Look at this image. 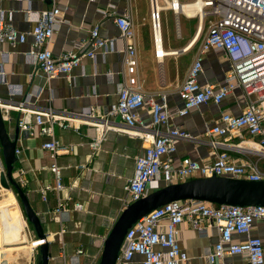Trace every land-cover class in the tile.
Instances as JSON below:
<instances>
[{"label":"built area","instance_id":"1","mask_svg":"<svg viewBox=\"0 0 264 264\" xmlns=\"http://www.w3.org/2000/svg\"><path fill=\"white\" fill-rule=\"evenodd\" d=\"M24 1L25 13L35 15L33 24L20 31L0 16V42L23 45L29 38L22 55L35 66L42 84L19 99L13 97L11 88L6 89L7 93L0 96V112L4 123L11 121V113L18 114L17 159L22 152V136L42 138L41 149L51 163L41 169L51 172L53 186L42 187L39 193L44 202L50 191L55 193L53 212L60 219L61 234L66 232L63 224L70 214L82 212L83 205L60 197L64 189L62 168L55 158L71 153L76 145H63L55 137V128L82 135L81 128L86 127L93 134L88 142L92 150H98L106 134L116 131L119 124L130 136L148 143L135 157L133 175L123 187L124 209L154 189L193 178L215 176L264 183V0H194L200 1L201 7L191 16L179 0H150L157 58L168 56L158 52L163 46L162 11L197 18L192 42L197 33L201 34L204 20H209L184 81L176 90L160 94L143 92L136 78V36L127 11L105 14L107 23L117 29L115 35L104 36L100 26H94L86 38L74 46H64L55 56L50 46L56 24L64 22V12L54 5L37 8L32 4L37 0ZM109 52L119 55V64L127 74L122 81L119 69L106 73L107 82L116 79V101L101 112L98 99L108 95L105 90L89 96L85 107L65 110L55 82L70 79L78 71L86 84L95 88L98 76H86L80 70L82 60L96 64ZM8 55L0 52L5 60ZM6 75L0 66V80L8 87ZM206 115L212 120H206ZM180 152L184 156L180 157ZM0 166L3 171L2 162ZM19 173L16 181L21 185L25 171ZM185 222L199 236L209 237L210 244L203 252L208 264H264V206H217L192 200L170 202L139 219L126 231L115 264H186L188 255L177 238ZM45 241L49 243L47 236L46 240L31 241L27 264H37L38 247ZM83 255L81 248L76 249L71 263L83 264ZM1 264L8 262L3 260Z\"/></svg>","mask_w":264,"mask_h":264},{"label":"crops","instance_id":"2","mask_svg":"<svg viewBox=\"0 0 264 264\" xmlns=\"http://www.w3.org/2000/svg\"><path fill=\"white\" fill-rule=\"evenodd\" d=\"M32 4L37 8H51L54 5L64 12L62 16L64 22L56 24L54 42L50 46L55 56L60 54L64 46H74L86 38L88 31L94 26H100L101 34L104 36L115 35L117 29L113 24L107 23L105 14L117 10L127 11L131 17L136 36L138 63L136 78L143 92L148 94H160L176 90L184 81L198 52L197 50L196 53H193L189 59L181 60L178 72L173 71L176 59L179 60L184 54L192 52V48L198 42L200 35L191 43L195 36L194 33L188 42L180 48H174L168 44L165 48L163 43L162 50L168 56L163 58L155 56L153 38H143L136 32L139 27V18H142L145 13V7L148 5L150 7V0H45L44 2L37 0ZM26 5L24 0H0V16L3 21L12 24L20 31H26L35 20V15L25 13ZM178 38L182 39V34ZM29 40L28 38L27 43L15 46L0 42V52L9 53L7 60L0 56V66L7 74L5 82L8 85L7 87L0 80V96H4L7 93L6 89L11 88L13 97L19 99L27 92H35L36 88L41 86L39 72L22 55L28 48ZM144 51L148 54L145 57L142 55ZM171 52H177V54L170 56ZM166 59H169V62L165 67ZM101 60L94 64L89 59H83L81 63L80 70L86 76H98V85L95 88L86 84V80L79 76L78 71H75L70 79L61 78L55 82L58 86L61 104L65 110L85 107L89 96L93 93L103 94L105 90L108 95L98 99L100 111L104 112L110 104L116 101V79L107 82L106 73L119 69L122 72L120 78L125 81L127 79L125 68L119 64L120 58L116 53L109 52ZM17 117L18 114L13 112L10 114L11 121L5 123V128L9 134L14 133ZM206 120L209 121L212 118L206 115ZM116 121L119 122L117 119ZM81 131L82 135H76L71 130L59 128L54 130L55 137L63 145H76L71 153H60L55 158L56 164L62 168L64 189L60 193V197L83 205L82 212L71 213L69 220L63 224L66 229L65 233H60V219L53 212L56 205L55 193L50 191L45 202L39 193V189L42 187L53 186L51 172L41 169V167L49 166L51 163L47 153L41 149V137L37 135L21 137L22 140L19 145L22 152L13 168V177L17 181L20 176L19 171H25V175L22 176L24 183L20 186L27 194L29 204L39 217L43 230L49 238V252L52 258L49 264H72L70 258L78 248L84 251V255L80 258L83 264L97 263L100 259L104 239L115 220L124 210L122 206V201L125 198L123 187L133 175L134 159L148 145L146 141L130 136L128 130L119 124L116 131H110L106 134L98 150H92L88 145L93 135L92 131L86 127H82ZM1 151L0 147V160L3 163ZM179 156H184V153L180 152ZM81 165L84 168L79 167ZM19 212L17 208L12 207L11 212L8 206H0V222H4L6 229L11 231L8 228L9 223L20 220ZM13 214L15 215L13 216ZM22 233V227L18 231L14 228L12 232H6L3 224L0 223V255L2 252L13 251L11 255L14 257L8 260L15 263L24 259L23 264H27V259L23 256L20 257L19 252L14 251L31 247V241L28 247L15 246L13 249H3L5 247L1 244L23 243ZM33 235V238L36 239L35 233ZM177 238L188 255L186 264H208L203 257V252L210 244L209 237L199 236L190 224L185 222L180 226ZM7 258L5 255L2 260H7Z\"/></svg>","mask_w":264,"mask_h":264},{"label":"water","instance_id":"3","mask_svg":"<svg viewBox=\"0 0 264 264\" xmlns=\"http://www.w3.org/2000/svg\"><path fill=\"white\" fill-rule=\"evenodd\" d=\"M18 128L9 134L0 112V147L4 170L0 172V186L13 189L20 201L27 221L33 227L38 240H46V234L37 214L32 210L27 194L13 177ZM199 201L212 205L264 206V183L244 180H231L219 177L193 178L186 182L154 189L145 197L127 206L115 220L103 241L98 264H115L126 231L139 219L151 211L174 201ZM51 254L48 242L38 247L37 264H49ZM9 264V263H8Z\"/></svg>","mask_w":264,"mask_h":264},{"label":"rangeland","instance_id":"4","mask_svg":"<svg viewBox=\"0 0 264 264\" xmlns=\"http://www.w3.org/2000/svg\"><path fill=\"white\" fill-rule=\"evenodd\" d=\"M193 1L194 0H179V3L186 4V3H191ZM139 3H142V1L141 2L139 1ZM208 21H209L208 19L204 20L203 29L201 31L199 40L196 43V45L192 48V50H191L192 52H190L186 55L184 54L183 56L180 57L179 60L176 59V61L174 63V68H173L174 72H178L181 60L189 59L190 57H192L193 53L197 52L201 42L203 41V39L205 37L207 26L209 24ZM160 27H161V37H162L163 43L165 45V48H166L167 44L170 45L171 47H174V48H180L184 44H186L188 42V40L194 35L196 28H197V18L186 19L182 15H179V16L174 15L171 11H162L160 13ZM136 30H137L136 31L137 34L141 35L143 38L152 37L149 5L147 7H145V13L143 14L142 18H139V27ZM185 32H186V35H185ZM181 34H182V39L178 38ZM142 55L145 57L148 54H147V52L144 51L142 53ZM168 62H169V59H166L165 67L167 66ZM0 172H1V170H0ZM11 198H12V200H11ZM0 206H8L10 211L12 210V207L15 209L17 208V210L19 209L20 220H14L15 223L18 224L17 227H15V228H16V231H18L19 228L22 227V231H23L22 238H24V242L23 243L21 242L20 244H18V242L15 245L14 244L1 243L2 246L5 247L3 249H13L15 246H17V247H24V246L28 247L30 245L29 244L30 241L34 240V238H33L34 237L33 227L27 221L25 214L23 212L22 206L20 204V201L16 195V192L12 188L9 190H5L4 188H2L0 186ZM24 232L27 234V237H25L26 235ZM23 234H24V236H23ZM24 251H25L26 256H27V253H29V249H24L21 251V253L20 252L18 253V254H20V257L22 256ZM37 254H38V251H37ZM26 256H24V257L27 259ZM6 257H8V255ZM23 260L24 259H21L20 262H15V263L16 264H20V263L23 264V262H24ZM0 261L3 262L2 256H1ZM11 261L9 260L8 263L9 264H15V263H13V261L12 262ZM98 262H99V260L97 261L96 264H98Z\"/></svg>","mask_w":264,"mask_h":264},{"label":"bare ground","instance_id":"5","mask_svg":"<svg viewBox=\"0 0 264 264\" xmlns=\"http://www.w3.org/2000/svg\"><path fill=\"white\" fill-rule=\"evenodd\" d=\"M176 2V1H175ZM200 7H201V3H200V1H193L192 3H186V4H182V8H183V10L186 12V14L188 15V16H191L192 15V13L194 12V10H196V11H198L199 9H200ZM190 10H193V11H190ZM178 12H180V6H179V4H178ZM192 12V13H191ZM201 27H202V20H201V23L199 24V31L201 30ZM200 35V32L199 33H197V35H196V37H195V39H197V37ZM195 39H194V41H195ZM193 41V42H194ZM192 42V43H193ZM187 49V48H186ZM162 49H158V52L159 53H165V51H161ZM175 53H177V52H171V54H175ZM166 54V53H165ZM11 212H12V210H11ZM15 214H13V216H14ZM1 224H3V226H4V228H5V231L6 232H12L13 230H14V228H15V226H16V223H14V221H12L11 223H9V229L11 230V231H9L8 229H6V226H5V223L4 222H0ZM25 235H27L26 233H25ZM30 248L31 247H29V248H27V249H29L30 250ZM21 251L22 250H18V251H14V252H20L21 253ZM11 252H13V251H11ZM11 252H2V254L0 255V259H1V256L3 257V256H5V254H6V256L8 255V258H7V262L9 261L8 259H11V257H14V256H12L11 255ZM27 255H28V253H27ZM17 256H18V254H17ZM22 256L24 257V256H26V254H25V252H23V254H22ZM22 257V258H23ZM27 257V256H26ZM14 259V258H13ZM12 262V261H11ZM17 262V261H16ZM14 263V262H13ZM0 264H1V261H0Z\"/></svg>","mask_w":264,"mask_h":264}]
</instances>
